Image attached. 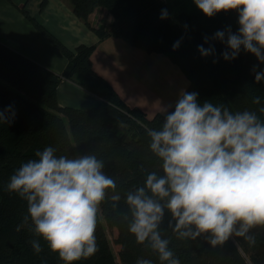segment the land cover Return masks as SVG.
I'll return each instance as SVG.
<instances>
[{
  "label": "trees",
  "instance_id": "obj_1",
  "mask_svg": "<svg viewBox=\"0 0 264 264\" xmlns=\"http://www.w3.org/2000/svg\"><path fill=\"white\" fill-rule=\"evenodd\" d=\"M74 14L96 33L100 39L120 38L149 54L159 53L177 64L188 78V91H196L199 98L223 103L231 110L259 109L264 105V82L255 81L254 65L264 69L255 54L242 50L233 60L221 55L227 47L219 40H211L218 29L239 27L235 10L220 11L209 17L200 10L194 14L174 16L166 0H70ZM45 2L42 3L44 8ZM106 9L113 21L109 28L95 27L92 13ZM167 9L168 18L161 19ZM21 12L31 18L26 5ZM35 27L68 59L62 76L25 57L0 42V110L12 105L16 115L12 123L0 122V264H65L57 252L51 250L42 237H37L28 224L27 201L6 189V184L22 162L36 157V150L48 145L58 154L74 155L95 152L105 162L104 171L111 175L121 193V200H105L98 214L96 238L99 250L75 264H136L138 257H148L161 264L156 253L146 244L138 243L128 230L124 217L127 212L125 193L143 184L146 171L159 170L158 158L149 148L147 127H161L165 114L149 117L138 107L127 105L113 86L93 68L92 55L96 46L80 45L75 51L65 46L44 26L32 19ZM205 36L215 45V55L202 56L198 45ZM181 40L177 49L172 45ZM63 79L72 80L101 98L89 109L62 107L57 100V88ZM261 96L260 104L253 103ZM147 126V127H146ZM114 233L108 239L105 225ZM162 235L180 258L181 264H264V227L252 231L256 243L250 245L240 237H233L223 245L211 246L206 239H181L168 227L167 218ZM116 235V236H115ZM40 239L42 251L37 253L31 241ZM112 244V245H111ZM115 249H114V247ZM117 253V256H116Z\"/></svg>",
  "mask_w": 264,
  "mask_h": 264
},
{
  "label": "clouds",
  "instance_id": "obj_2",
  "mask_svg": "<svg viewBox=\"0 0 264 264\" xmlns=\"http://www.w3.org/2000/svg\"><path fill=\"white\" fill-rule=\"evenodd\" d=\"M209 17L235 10L239 27L218 29L211 40L227 47L225 60L237 58L242 50L264 63V0H194ZM161 10V19L168 18ZM198 45L202 56L215 55V45L205 36ZM181 40L173 43L177 49ZM254 65L257 83L264 82V69ZM261 96L253 97L260 104ZM171 109V110H169ZM159 128L147 127L149 148L158 158L159 170L146 171L143 184L125 193L128 230L138 243L156 253L161 264H181L180 258L162 235L168 227L181 239L203 237L215 247L233 237L250 245L252 231L264 227V118L254 109L231 110L199 93L180 89L173 104L163 106ZM264 112V105L259 109ZM15 109L0 110V122L12 123ZM36 157L22 162L10 176L6 189L27 201L28 215L17 230L28 224L65 264H75L99 250L95 235L98 214L105 200H121L115 179L104 171L105 162L96 153L58 154L48 145ZM42 251L40 239L31 241ZM42 264H46L42 262ZM136 264H156L138 257Z\"/></svg>",
  "mask_w": 264,
  "mask_h": 264
},
{
  "label": "crops",
  "instance_id": "obj_3",
  "mask_svg": "<svg viewBox=\"0 0 264 264\" xmlns=\"http://www.w3.org/2000/svg\"><path fill=\"white\" fill-rule=\"evenodd\" d=\"M25 5L31 18L21 12ZM32 19L71 50L80 45L96 46L92 55L94 70L127 105L140 108L149 117L165 114L163 106L174 105L180 89L189 85L181 68L167 56L149 54L120 38L100 39L74 14L70 0H0V42L58 76L63 75L68 59L35 27ZM90 21L95 27L109 28L113 18L106 9L98 8ZM169 83L173 86L169 87ZM57 100L62 107L76 109L93 108L101 102L99 96L68 79L60 82Z\"/></svg>",
  "mask_w": 264,
  "mask_h": 264
},
{
  "label": "rangeland",
  "instance_id": "obj_4",
  "mask_svg": "<svg viewBox=\"0 0 264 264\" xmlns=\"http://www.w3.org/2000/svg\"><path fill=\"white\" fill-rule=\"evenodd\" d=\"M170 2H171V6L173 7L174 11L171 10L170 4H169ZM169 3H167V4L170 8L171 13L174 16L180 15L182 13L194 14V13H197L200 11V9L195 5L194 0H169ZM73 51H75V50H73ZM168 85H169V87L173 86L172 83H169ZM153 95L154 94L152 93L151 94L152 100H154L152 98ZM104 225H105V229L107 232L108 239L110 240V242L112 241V243H113L114 233H112L110 230H108V227L105 223H104ZM113 247H114V245H113ZM114 249H115V247H114ZM116 256H117V253H116Z\"/></svg>",
  "mask_w": 264,
  "mask_h": 264
}]
</instances>
